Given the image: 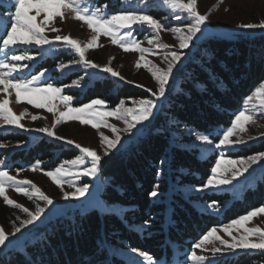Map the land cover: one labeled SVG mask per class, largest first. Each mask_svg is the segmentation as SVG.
<instances>
[{"label": "trees", "instance_id": "obj_1", "mask_svg": "<svg viewBox=\"0 0 264 264\" xmlns=\"http://www.w3.org/2000/svg\"><path fill=\"white\" fill-rule=\"evenodd\" d=\"M108 5L107 13L138 10L164 20L166 10L141 0H93ZM7 7L0 4V12ZM42 63L49 61L42 57ZM48 68V65H46ZM44 68V67H43ZM80 70V71H78ZM82 69L67 72L66 83ZM264 83V35L247 39L207 38L172 84L154 124L136 144L101 160L100 194L108 211L91 209L50 222L21 248L0 255V264H128L119 251L139 250L156 260H169L177 249L190 251L211 228L221 227L264 207V167L241 182L222 188L201 189L217 162L216 152L190 145L193 133L217 140L231 126L247 97ZM67 92L83 105L100 98L115 107L121 100L147 99L148 94L109 75L87 76ZM188 131L179 137L176 132ZM2 133V134H1ZM4 142L22 145L12 151V169L40 161L45 168L73 159L77 152L46 137L34 138L18 129L0 132ZM64 149V150H63ZM0 153V158L6 155ZM264 152V140L229 153L246 158ZM156 190L158 195L150 193ZM216 202L217 207L210 205ZM263 255L251 253L226 258L218 264H254Z\"/></svg>", "mask_w": 264, "mask_h": 264}, {"label": "snow or ice", "instance_id": "obj_2", "mask_svg": "<svg viewBox=\"0 0 264 264\" xmlns=\"http://www.w3.org/2000/svg\"><path fill=\"white\" fill-rule=\"evenodd\" d=\"M128 2L129 0H124V3ZM162 4L175 13H186L187 15L184 18H190L191 22L185 26L165 28L160 20L147 12L130 10L109 14L106 11L107 4L92 9L88 6V0H9L7 15L0 14V32L3 33L0 35V52L4 54V58L0 59V93L6 94L8 97H11L14 93L17 104L26 101L27 104L36 109H44L51 113L55 117L53 128L43 127L35 129V131L44 133L57 141H64L67 145L74 146L79 150L80 155L73 159L64 160L54 169L43 172L62 191L65 183L64 178H72L69 187L74 188L75 191L72 193L63 192L65 200L79 199L88 192V184L79 186L76 181H79L82 177L94 178L100 171L102 156L94 149L83 147L71 139L56 135L54 127L69 121H78L81 125H90L99 133L100 143L105 149L103 155L107 156L110 149H115L120 144L122 139L120 131L131 135L132 130L136 129L137 125L145 124L153 117L154 110L158 107L157 101L165 97L173 70L184 55L182 50L188 49L194 39L198 40L200 38L198 34H203L205 30L204 26L208 21V16L202 15L198 11L197 0H162ZM65 14H71L73 19L82 22L91 31L92 36L87 43L82 44L81 41L75 38L59 34L61 30L55 27L54 23L57 17L63 20ZM174 18L176 20L182 19L179 14L175 15ZM134 26L141 29H151V37L146 36L145 40L152 47L141 46L144 40H139L133 36ZM239 27L242 29H264V22L241 24ZM49 30L58 33L55 36L56 42H62L65 47L73 50L79 57L78 60H74L70 64H62L61 69L69 68L71 64L83 65L85 68L99 69L104 73H109L112 77L124 80L125 78L111 67L100 66L88 60L86 53L89 50L102 47L98 44L101 36L110 38L111 43L119 46L124 52H138L140 55L136 67L138 69L142 66L146 68L155 80L158 90L148 89L155 99L132 100V106H127L125 100H121L111 110L106 109V101L100 98L92 99L81 106H73L75 98L71 95L62 94L64 93V87L54 86L51 83L41 85V78L45 75L43 71L38 75H33L30 79L17 75L28 69L29 64L25 62L36 59L35 55L29 54V49L32 46L43 48L45 45L54 43L45 34ZM161 31L173 33L181 51L172 50L174 46L164 43L160 38ZM22 48L24 50L21 52L20 49ZM157 49L160 51L157 52ZM145 54H162L163 61L167 65L166 69L145 59ZM73 86L80 87V80H76L73 85H67V87ZM9 104V99L0 100V128H4L6 125L24 128L20 121L26 115H29L27 109L17 115L12 111ZM262 113H264V87H260L254 95L247 97L245 106L235 115L231 126L218 133L220 138L218 143L214 144V147H235L246 144L248 140L256 139L252 136L245 138L244 134L248 131L247 125L255 124L258 115ZM40 118L37 115H32L33 121ZM109 118L123 121L126 127L122 130L117 129L115 125L109 123ZM102 127L109 129L114 134V138H110L101 132ZM26 130L31 131V129ZM233 136L236 137L235 140L232 139ZM197 139L205 144H213L208 135H199ZM4 147L6 145L0 143V148ZM261 161H264V152L238 160L226 159L221 155L215 163V167L211 169V175L206 184L198 190L217 189L233 185L234 181L245 177V173H249V169ZM40 163V161H37L27 170L36 171L40 167ZM22 170L17 169V175ZM7 189H14L17 193L27 197L29 201H43L46 206H51L53 200L32 181L27 179L18 180L16 176L10 175L5 161L0 160V197H3L6 205L20 209L27 216L26 219L20 221V226L15 227L12 231L11 236L16 237L22 228H27L40 220L46 208L41 207L40 203H36L35 211H30L27 207H23L10 199L6 195ZM150 195L156 197L158 192L153 190ZM210 206L216 208L217 204L213 202ZM258 214H264V207L252 210L220 229V231L232 237L231 242L218 235L217 228H211L195 242L188 259L193 264H214L209 256L197 254V249L201 253L210 252L213 257L225 253H234L237 250H264V229L259 226L251 228L246 226ZM233 229H242V233L239 236H233ZM253 237L257 242H252L251 238ZM18 242L19 238H17V241H12L3 228H0V249H5L9 244ZM133 251L143 257L147 264H161L159 260L154 259L151 255L135 249ZM141 264H143V261Z\"/></svg>", "mask_w": 264, "mask_h": 264}, {"label": "rangeland", "instance_id": "obj_3", "mask_svg": "<svg viewBox=\"0 0 264 264\" xmlns=\"http://www.w3.org/2000/svg\"><path fill=\"white\" fill-rule=\"evenodd\" d=\"M141 1L142 2L149 1L150 6L157 4L158 5V7L156 8L157 10L159 9V6H161L160 9L166 10L168 12L165 16L166 18L164 20H160L165 26V28L185 26L186 24L191 22L190 18L188 19L184 18L187 15L186 13L173 12V10L169 9L168 7L162 4V0H141ZM8 3L9 0H0V4L5 5V8L7 7ZM88 6H90L92 9H95L96 7H101V6H96L93 0H88ZM197 8L202 15L208 16V21L204 26L205 30L203 34H198L200 35V38L198 40L194 39L188 49L182 50L184 55L180 63L177 64L176 68H174L173 70L172 77L170 78L169 83L167 85L165 97L162 100L157 101L158 107L157 109L154 110L153 117L148 122H145V124L137 125V128L132 130L131 135L127 132L120 131V135L122 137L120 144H118L115 149H110L107 156L103 155L105 149L104 146H102L100 143L99 133L95 129H93L90 125H81L78 121H69L67 123H62L54 127V131L56 135L64 137L66 139H71L76 143H79L83 147H88L90 149L96 150L97 153L102 156V160L109 158L114 154L125 152L130 148V146L136 144L141 138H143L147 134L149 128L154 124L155 119L158 116L161 110V106L166 98V95L169 92L172 84L174 83V80L178 72L182 68H184V66H186L187 63L193 58L194 53L198 50V48L200 47L201 43L204 40H206L207 38H224L230 40L247 39V38H255L264 35V29H260V28L242 29L239 27L241 24H248V23L259 24L261 22H264V0H222V2L221 0H197ZM134 11H138V10H134ZM0 14L6 16L7 11L6 12L2 11L0 12ZM177 14L181 15L182 17L181 20H176L174 18L175 15ZM54 26L61 30L59 32L60 35H68L72 38L81 41L82 44L87 43L92 36V33L87 28V26L84 25L82 22L73 19L71 14H65V18L63 20L57 17ZM2 34L3 33L0 32V35ZM45 34L48 36L50 40H53L54 43L52 45H45L43 48H40L38 46H32L29 49V54L35 55L36 59L31 62H25L29 64L28 69H25L24 73H19L17 75H22L25 78L30 79L33 75H38L41 71H43L45 75L44 77L41 78L40 81L41 85L43 86L45 83H51L54 86L64 87V93L62 94L73 96L75 98L73 100V106H78L76 104L77 97L75 96V94L71 92H67L68 90L76 89L77 87L74 86L67 87V85H73L76 80H80V84H83L84 79L87 76L98 75V74H105V75L107 74L109 76L111 75L109 73H104L99 69L85 68L83 67V65H75V64H71L69 68L61 69L60 66L62 64H70V62L74 60H78L79 57L73 50L65 47L62 44V42L55 41V36L58 33L49 30L46 31ZM151 35H152L151 29H147V28L141 29L138 26H134L133 36H135V38L139 40H144V43L141 45L142 47H152L145 40L146 36L150 38ZM160 38L164 43L174 46L172 50L181 51L179 49L178 41L175 39L174 34L171 33L170 31H161ZM98 44L102 45V47H97L96 49L89 50L86 53L88 60L93 61L100 66L111 67L114 71L118 72L121 76L125 78L124 80H120L118 77L111 76L116 81L147 93L148 94L147 99L149 98L155 99L154 97H152L151 92L148 91V89H151L152 91L158 90L155 80L153 79L151 74L146 70V68L142 66L138 69L136 67L140 55L138 52H124L119 46L113 45L111 43L110 38L104 36L100 37ZM23 50H24L23 48L20 49L21 52ZM156 51L159 52L160 50L157 49ZM43 56L45 57L48 56L49 61H45L44 65H40L39 63L43 64L41 60ZM3 58H4V54L0 52V59ZM145 59L159 65L161 68L166 69L167 67L166 63L163 61L162 54L161 55L145 54ZM46 65H48V68H46L47 67ZM77 69H82L84 72L77 74L74 78H71L66 83L57 82L59 79L64 77V74H62L63 73L62 70L70 72V71H76ZM260 87H264V83L261 86H259L253 92L252 95H254V93ZM3 99H9L10 101L9 106L11 107L12 111L15 114L20 115L21 112L27 109L29 115H26L20 121V123L24 125V128H16L14 126L6 125L4 128H0V132L8 131L9 129H13V128L18 129L22 133L28 135L30 137V141L33 140L34 138L46 137L47 139L62 145L64 149L73 150L77 152V156L80 155L79 150L76 149L74 146L67 145L66 143H64V141H57L52 137H48L44 133L35 131V129L43 128V127L53 128L55 117L51 113H48L44 109H36L31 105L27 104L26 101L17 104L14 93L11 97H8L6 94L0 93V100ZM131 101L132 99L125 101L126 105L132 106ZM105 107L107 110H111L112 108H114L109 106L107 103ZM32 115H37L41 118L33 121ZM109 123L115 125L119 130H122L126 127L123 121L116 120L114 118H109ZM26 129H31V131H27ZM247 129H248L247 133L244 134L245 138L252 136V137H256V139L248 140L246 144L237 145L235 147L215 148L214 144L218 143L220 136H218L219 138L217 140L210 138L213 141V144L209 145L197 139V137L200 134L193 133V138L190 145L196 148H200L205 152H216L217 160L220 158L221 155H223L226 159H233V160L245 159V158H233L229 156V153L237 149H240L242 147H248L252 144H257L264 140V113L258 115L255 124L247 125ZM100 131L103 132L105 135L109 136L110 138H114V134L109 129L102 127ZM176 135H178L179 137H185L190 134L188 131H182V132H176ZM232 139L235 140L236 137L233 136ZM0 143L6 145V147L0 148V153L9 151L6 153V155L0 158V160L5 161V164H7L6 160L13 159L10 153L18 148H21L22 146V145L20 146V145L4 142V139H2V137H0ZM19 162H22V160L20 158H15V160H13L12 163H8L7 166L9 169V174L16 176L18 180L27 179L35 183L42 190V192H44V194H46L53 200V204L51 206H46L43 201H35V200L29 201L27 197L17 193L14 189H7L6 195L10 199L15 201L16 203H19L23 207H27L30 211H35L36 203H40V206L45 207L46 210L43 216H41L40 220L36 221L35 224L29 225L27 228H22L21 232L17 233L16 237H12L11 233L14 230V228L20 226V221L26 219L27 216L20 209H16L6 205V203L3 200V197H0V228H3L5 233L9 235L12 241H17V238H19L18 243L9 244L7 248L0 249V255H3L4 253H6L11 249L21 248L22 244L26 240L31 239L33 235L36 234L37 231H39L41 228H43L50 222L55 221L58 218H64L68 215L72 216L76 212L86 213L91 209H97L100 212L108 211V209H106L108 207L107 204L103 201V199L100 196L104 187V181H102L100 177V171L94 178L82 177L79 181H76V183L79 186H83L84 184L89 185V190L84 196L80 197L79 199L65 200L63 198V192L72 193L75 191L74 188L69 187V182H71L72 178L70 177L64 178L65 183L63 185V191H62L59 186L54 184L50 178L46 177L43 174L44 171L52 170L55 167L45 168L44 165L40 163V167L36 171H30L27 169H30L36 163L32 165L22 164L21 168H17V169H23V170L19 173V175H17L16 172L17 169H12V166L14 163H19ZM262 165H264V161H261L259 164L253 165V167L249 169V173H245V177L248 178L252 176L257 170L263 168ZM100 168H101V164H100ZM245 177H241L240 180L234 181V183L241 182L242 180L245 179ZM211 189L212 188H207L204 190H211ZM201 191L202 190H198V189L192 190L193 193H200ZM223 226L217 227L218 235L231 242L232 237L220 231V229ZM246 226L250 228L259 226L260 228L264 229V214H258V216L254 217L253 220L249 222ZM241 233H242V229L232 230L233 236H239ZM251 239L252 242H257L255 240V237ZM191 250L188 251V250L177 249L174 252V255L171 257V259L159 260V261L161 262V264H193V262L188 259ZM196 251L197 254H204L209 256V259L214 261V264H218V262L226 258L236 257L239 254H243L246 256L251 253L253 254L260 253L263 255L262 258L263 260L259 262H255L254 264H264V250H259V249L237 250L234 253H225L223 255H218L216 257H213L210 252L201 253L199 249H197ZM118 253L120 256L123 257V259L127 261L128 264H141L142 261L143 264H147V261H144L143 257L139 256L137 252H134L133 250L119 251Z\"/></svg>", "mask_w": 264, "mask_h": 264}]
</instances>
